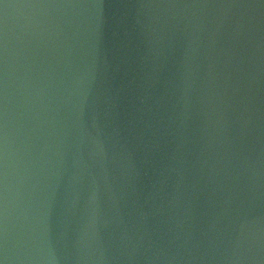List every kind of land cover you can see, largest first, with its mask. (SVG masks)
Segmentation results:
<instances>
[{
    "label": "water",
    "instance_id": "1",
    "mask_svg": "<svg viewBox=\"0 0 264 264\" xmlns=\"http://www.w3.org/2000/svg\"><path fill=\"white\" fill-rule=\"evenodd\" d=\"M3 264H264V0H0Z\"/></svg>",
    "mask_w": 264,
    "mask_h": 264
},
{
    "label": "snow or ice",
    "instance_id": "2",
    "mask_svg": "<svg viewBox=\"0 0 264 264\" xmlns=\"http://www.w3.org/2000/svg\"><path fill=\"white\" fill-rule=\"evenodd\" d=\"M0 264H3V261H0Z\"/></svg>",
    "mask_w": 264,
    "mask_h": 264
}]
</instances>
